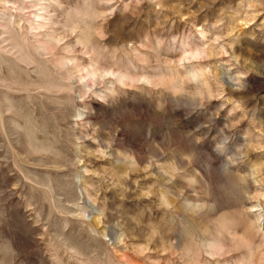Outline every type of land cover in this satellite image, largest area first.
<instances>
[{"label": "rangeland", "instance_id": "1", "mask_svg": "<svg viewBox=\"0 0 264 264\" xmlns=\"http://www.w3.org/2000/svg\"><path fill=\"white\" fill-rule=\"evenodd\" d=\"M0 264H264V0H0Z\"/></svg>", "mask_w": 264, "mask_h": 264}, {"label": "bare ground", "instance_id": "2", "mask_svg": "<svg viewBox=\"0 0 264 264\" xmlns=\"http://www.w3.org/2000/svg\"><path fill=\"white\" fill-rule=\"evenodd\" d=\"M81 211H83L81 209ZM216 235L214 236V241L212 242V246L216 247V250H220V249H224L225 248V241L223 239V237H221L222 235V232L221 230H216ZM241 241H244V246L246 248V252L247 253H250V243L247 241V240H244V239H240ZM235 245H238V242L235 241ZM196 244V243H195ZM209 245V244H208ZM184 251L189 255L191 254L193 256V260L195 263H199L198 259L195 257L196 255H198V252H196V249L193 251V248H192V244L189 243L188 241L185 243V246H184ZM190 255V256H191Z\"/></svg>", "mask_w": 264, "mask_h": 264}]
</instances>
